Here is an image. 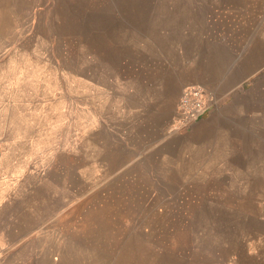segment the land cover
Masks as SVG:
<instances>
[{
	"label": "rangeland",
	"instance_id": "rangeland-1",
	"mask_svg": "<svg viewBox=\"0 0 264 264\" xmlns=\"http://www.w3.org/2000/svg\"><path fill=\"white\" fill-rule=\"evenodd\" d=\"M0 264H264V0H0Z\"/></svg>",
	"mask_w": 264,
	"mask_h": 264
},
{
	"label": "built area",
	"instance_id": "built-area-1",
	"mask_svg": "<svg viewBox=\"0 0 264 264\" xmlns=\"http://www.w3.org/2000/svg\"><path fill=\"white\" fill-rule=\"evenodd\" d=\"M210 97L209 93L200 87L186 89L177 104L179 125L189 126L202 119L214 105Z\"/></svg>",
	"mask_w": 264,
	"mask_h": 264
},
{
	"label": "crops",
	"instance_id": "crops-1",
	"mask_svg": "<svg viewBox=\"0 0 264 264\" xmlns=\"http://www.w3.org/2000/svg\"><path fill=\"white\" fill-rule=\"evenodd\" d=\"M211 111H213V109H211L210 111H208L207 114H206L202 119H200L199 121H197V122H195V123H193V124H190L189 126L183 128V129H184L185 131L191 129L190 132H192V131L194 130V126L197 125V124H199L200 121H202L204 118H207V117L211 114ZM185 131H184V132H185ZM192 136L194 137V132H193V135H192Z\"/></svg>",
	"mask_w": 264,
	"mask_h": 264
}]
</instances>
